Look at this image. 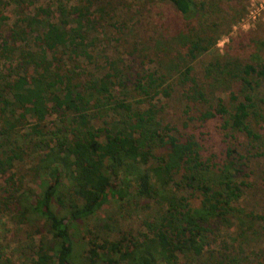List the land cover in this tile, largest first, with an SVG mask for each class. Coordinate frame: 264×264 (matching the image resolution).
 I'll return each instance as SVG.
<instances>
[{
    "label": "trees",
    "instance_id": "obj_1",
    "mask_svg": "<svg viewBox=\"0 0 264 264\" xmlns=\"http://www.w3.org/2000/svg\"><path fill=\"white\" fill-rule=\"evenodd\" d=\"M225 1L0 0V214L26 232L20 264H236L214 231H264L239 206L264 156V22L191 69L241 15ZM125 209L142 232L117 228Z\"/></svg>",
    "mask_w": 264,
    "mask_h": 264
},
{
    "label": "rangeland",
    "instance_id": "obj_2",
    "mask_svg": "<svg viewBox=\"0 0 264 264\" xmlns=\"http://www.w3.org/2000/svg\"><path fill=\"white\" fill-rule=\"evenodd\" d=\"M228 1L220 6L218 5L220 12L225 13L228 8ZM236 3L232 6L233 11H242L241 15H239L228 28L226 33H221L218 35L216 43L213 47H211L208 52L203 53L201 56L197 57V59L191 64L192 74L199 80L202 76L201 71L203 66L211 61L213 58L220 57L223 55L225 49V45H232L234 43H230L231 39H234L238 33L251 31L255 28L256 24L260 22H264L263 20H258L254 22L252 25L247 24L243 18L246 14V10L248 8L249 0H234ZM42 2L44 4H49L52 9H56V6L59 2L65 4L66 0H39V3ZM131 3V2H130ZM232 4H229V6ZM241 8L243 10H241ZM218 9V10H219ZM169 13L165 6H154L151 10V14L153 18L157 20L163 18L162 13ZM158 13V15H157ZM5 16L8 15L7 12L3 13ZM263 16V15H262ZM261 16V17H262ZM260 17V18H261ZM226 20L225 15L219 14L218 16H204L203 18V26L204 23H210L212 21L219 22L220 24ZM197 30L198 27H197ZM234 49V48H233ZM221 98H224V95H219ZM174 100L171 102V104ZM170 110V109H167ZM170 110L168 112H171ZM207 132L209 136H207L208 140H212L214 136V128L213 125L207 128ZM262 132H264L262 130ZM216 146L217 143L215 142ZM219 153L220 147L215 148ZM25 166L24 168H27ZM245 172L248 174V182L250 183V188L248 189L245 196L240 200L239 206L243 208L246 212H252L253 214H257L259 216H264V156L257 158H250L246 164ZM24 170V169H23ZM111 207V208H110ZM106 208L105 212H110L115 210V205H111ZM131 209H125V211H130ZM117 219L119 217L126 218L125 226L124 223H120L122 220L118 219L117 228L128 230L131 229L136 232H142L143 229L138 226V220H141V217L145 215L144 212L139 210H133L129 212V217H126L123 212H115ZM250 229H244L243 233L238 236V230L234 226L231 228H217L215 230V234L217 237V244L213 245L211 248H218L220 246H225L229 251L233 252V256H235L236 264H253L257 259V256L264 251V231L261 229V226L257 223L249 226ZM248 227V228H249ZM79 231L74 233L76 238L74 239L73 246V256L75 255V260L78 258L77 252L80 251L79 240L81 234L84 233V229L78 228ZM116 240L118 239L123 249H127L130 247L131 242L126 238L124 234H115ZM77 239V240H76ZM219 243V244H218ZM28 240H26V232L22 227H15L11 225L9 222L7 223L4 219V216L0 214V260L1 262L7 260V264H20L22 259H24L23 253L26 252L28 248ZM206 255L203 256V258ZM202 260V259H201Z\"/></svg>",
    "mask_w": 264,
    "mask_h": 264
},
{
    "label": "built area",
    "instance_id": "obj_3",
    "mask_svg": "<svg viewBox=\"0 0 264 264\" xmlns=\"http://www.w3.org/2000/svg\"><path fill=\"white\" fill-rule=\"evenodd\" d=\"M259 19L260 20L264 19V0H249L248 8L246 10V14L243 20L247 24L252 25L254 22L258 21Z\"/></svg>",
    "mask_w": 264,
    "mask_h": 264
}]
</instances>
